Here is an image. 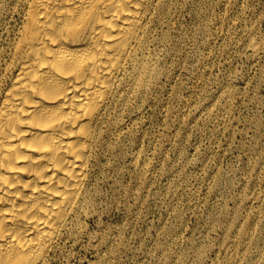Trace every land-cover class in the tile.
<instances>
[{
  "label": "rangeland",
  "instance_id": "obj_1",
  "mask_svg": "<svg viewBox=\"0 0 264 264\" xmlns=\"http://www.w3.org/2000/svg\"><path fill=\"white\" fill-rule=\"evenodd\" d=\"M22 10L0 0V89ZM146 24L42 264H264V0H156Z\"/></svg>",
  "mask_w": 264,
  "mask_h": 264
},
{
  "label": "bare ground",
  "instance_id": "obj_2",
  "mask_svg": "<svg viewBox=\"0 0 264 264\" xmlns=\"http://www.w3.org/2000/svg\"><path fill=\"white\" fill-rule=\"evenodd\" d=\"M22 4L0 89V264L44 263L78 217L108 101L146 73L156 0Z\"/></svg>",
  "mask_w": 264,
  "mask_h": 264
}]
</instances>
